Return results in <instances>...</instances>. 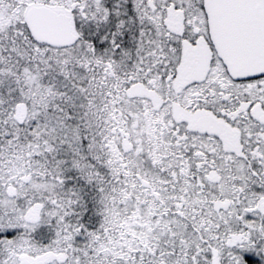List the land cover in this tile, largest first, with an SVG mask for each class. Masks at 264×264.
<instances>
[{"label": "snow or ice", "instance_id": "obj_1", "mask_svg": "<svg viewBox=\"0 0 264 264\" xmlns=\"http://www.w3.org/2000/svg\"><path fill=\"white\" fill-rule=\"evenodd\" d=\"M0 264H264V0H0Z\"/></svg>", "mask_w": 264, "mask_h": 264}]
</instances>
